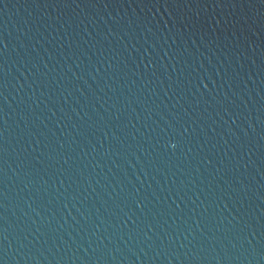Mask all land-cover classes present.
<instances>
[{
    "label": "water",
    "instance_id": "1",
    "mask_svg": "<svg viewBox=\"0 0 264 264\" xmlns=\"http://www.w3.org/2000/svg\"><path fill=\"white\" fill-rule=\"evenodd\" d=\"M0 264H264V0H0Z\"/></svg>",
    "mask_w": 264,
    "mask_h": 264
},
{
    "label": "clouds",
    "instance_id": "2",
    "mask_svg": "<svg viewBox=\"0 0 264 264\" xmlns=\"http://www.w3.org/2000/svg\"><path fill=\"white\" fill-rule=\"evenodd\" d=\"M173 147H175V145H172Z\"/></svg>",
    "mask_w": 264,
    "mask_h": 264
}]
</instances>
